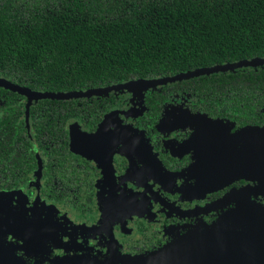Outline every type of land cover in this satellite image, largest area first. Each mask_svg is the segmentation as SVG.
Instances as JSON below:
<instances>
[{
  "label": "flooded vegetation",
  "instance_id": "obj_1",
  "mask_svg": "<svg viewBox=\"0 0 264 264\" xmlns=\"http://www.w3.org/2000/svg\"><path fill=\"white\" fill-rule=\"evenodd\" d=\"M182 81L31 102L0 86V118L14 110L12 144H0L1 237L13 259L104 262L114 249L146 255L244 200L264 206V167L262 178L252 159L258 171L242 177L241 170L243 159L264 155V136L241 133L264 129V85L254 98L259 107L245 114L204 110L198 97L171 86ZM8 129L0 119L1 135ZM248 141L256 145L245 148ZM234 167L241 171L230 184L215 183L230 180Z\"/></svg>",
  "mask_w": 264,
  "mask_h": 264
},
{
  "label": "trees",
  "instance_id": "obj_2",
  "mask_svg": "<svg viewBox=\"0 0 264 264\" xmlns=\"http://www.w3.org/2000/svg\"><path fill=\"white\" fill-rule=\"evenodd\" d=\"M253 57H264V0H0V76L35 89L92 88ZM263 85L264 67L171 86L204 110L247 114ZM0 119L9 126L0 144L9 146L14 110Z\"/></svg>",
  "mask_w": 264,
  "mask_h": 264
},
{
  "label": "water",
  "instance_id": "obj_3",
  "mask_svg": "<svg viewBox=\"0 0 264 264\" xmlns=\"http://www.w3.org/2000/svg\"><path fill=\"white\" fill-rule=\"evenodd\" d=\"M262 65H264V57H253L199 67L173 75L132 79L118 84L85 90H32L2 76H0V86L12 91H18L20 94L27 96L30 102L33 99L40 98L70 99L90 97L118 89L163 85L200 76L235 71L243 67ZM241 133L249 138L255 136L263 137L264 129L258 127L244 128ZM251 142L245 143L244 147L251 149L253 144ZM240 149L241 145L237 144L236 150ZM259 150H262V148H259ZM251 159L253 162L260 163V167H264V155L245 158L242 161L247 163L241 170L247 174L244 173L242 177L252 176L254 171H258L253 167L254 163L253 165L251 164ZM241 170L234 167L229 176L230 180L215 183L228 185L237 177H234V174ZM262 175H260L261 178L263 177ZM5 223L0 220V261L2 262L0 264H23L15 257L13 259L8 249L5 248L1 237V231H4ZM65 264H264V206L249 199L244 200L238 207L226 211L215 223L206 226L205 229L191 232L181 238V240L179 239L162 249L151 251L146 255L124 257L119 256L114 249L110 258L104 262L71 259Z\"/></svg>",
  "mask_w": 264,
  "mask_h": 264
},
{
  "label": "rangeland",
  "instance_id": "obj_4",
  "mask_svg": "<svg viewBox=\"0 0 264 264\" xmlns=\"http://www.w3.org/2000/svg\"><path fill=\"white\" fill-rule=\"evenodd\" d=\"M216 127H217V126H216ZM216 127H212V128L214 129V128H216ZM261 171H263V168H262V167H260V169H259V172H258L259 175L262 174Z\"/></svg>",
  "mask_w": 264,
  "mask_h": 264
}]
</instances>
